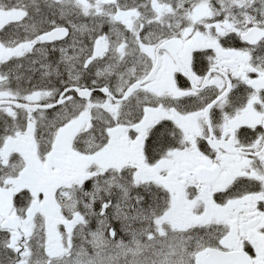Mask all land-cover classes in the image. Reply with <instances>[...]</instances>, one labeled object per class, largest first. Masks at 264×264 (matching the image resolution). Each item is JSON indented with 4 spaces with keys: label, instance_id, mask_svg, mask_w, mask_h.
<instances>
[{
    "label": "snow or ice",
    "instance_id": "snow-or-ice-1",
    "mask_svg": "<svg viewBox=\"0 0 264 264\" xmlns=\"http://www.w3.org/2000/svg\"><path fill=\"white\" fill-rule=\"evenodd\" d=\"M0 264H264V0H0Z\"/></svg>",
    "mask_w": 264,
    "mask_h": 264
}]
</instances>
